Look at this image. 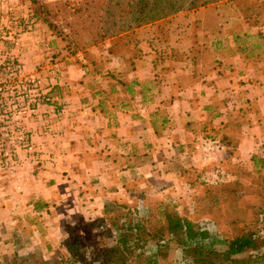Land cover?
Returning a JSON list of instances; mask_svg holds the SVG:
<instances>
[{"label":"crops","instance_id":"crops-1","mask_svg":"<svg viewBox=\"0 0 264 264\" xmlns=\"http://www.w3.org/2000/svg\"><path fill=\"white\" fill-rule=\"evenodd\" d=\"M154 31L144 43L158 42ZM226 37L231 46L211 50V62L176 63L161 83L153 77L163 68L150 44L141 46L128 82L107 80V70L93 72L67 57L48 66L62 112L46 108L49 114L31 121L38 159L21 153L13 182L0 183L1 239L36 238L58 249L74 226L100 219L111 204H183L206 183L228 181L232 165L251 167L264 144V47L249 46L248 35ZM96 56H108L104 67L115 70L107 48ZM202 135L221 140L223 150L198 151L194 141ZM182 208L172 210L183 216Z\"/></svg>","mask_w":264,"mask_h":264},{"label":"rangeland","instance_id":"rangeland-1","mask_svg":"<svg viewBox=\"0 0 264 264\" xmlns=\"http://www.w3.org/2000/svg\"><path fill=\"white\" fill-rule=\"evenodd\" d=\"M37 1L47 4L63 0ZM69 1L75 3L83 0ZM33 8L34 6L30 0H0V22L4 30L9 28L11 31H15L11 29L14 26L21 28V60L25 72H36L45 80L43 86H50L51 81L49 79L53 77L49 75L52 70L48 69V66H54L55 63H60L66 57L71 59L70 62L85 61L86 66L93 72L97 71V68L101 69V72L107 70L109 73L104 76L107 80L113 76L112 80L114 81L128 82L130 80L127 77L128 72H126L127 67H125L124 61L126 57L133 56L130 53L123 52L124 46L116 49L120 50L118 56H113L115 70H120L118 73L115 70L106 69V66L104 67L111 61L108 56H96L98 51L109 47V41L88 48L86 51L79 52L75 57H72L69 55L66 42L54 36L46 25L36 19L33 15ZM31 19L34 22H31ZM261 21L262 24L258 26H250L243 19L233 1L222 0L196 10L181 11L157 21L152 27L155 29L154 34L157 35L158 42L144 43L147 32L152 27H143L135 31L132 39L137 42L136 45H139L141 54L142 45L145 50L149 44L153 50H156L157 53L153 57V62L156 61L158 68H163V71L154 73L153 77L155 81L161 83L162 80L168 78L169 69L176 63L196 65L200 60L204 63L211 62V50L231 46L232 42L230 41L228 44L229 39L224 38V36L236 35L238 38L244 39V35H248L250 37L249 46L260 45V47H264L262 39L258 37L259 34H264V20L261 19ZM241 34H243V37H241ZM130 46V49H133V44ZM235 47H241V43L237 42ZM175 49L183 50L181 56L178 52L177 55L172 54V51L169 52ZM186 50H189L192 58L187 56ZM202 50L203 55L195 57ZM52 55L53 57H51ZM115 57L118 60L119 57H123L124 60L120 59V65H116L117 59ZM137 63L138 60L135 61V64ZM55 72V74L59 73ZM56 79V77L53 78V83L56 82ZM59 92V89L56 90L55 96L59 97ZM262 145L264 146V144ZM257 158L264 162L260 155H257ZM257 169L253 167L252 161L251 167L240 162L232 165L228 170L231 174L228 181L210 183L216 187L214 191L216 194L215 205L206 199L203 188L199 195L192 196L190 200L184 201L183 204L166 202L159 207L172 210L173 206H182L183 217L194 223L204 221V227L212 237H215L216 232L222 235L232 234L233 228L229 223L232 220H238L236 230L259 232L261 240H264V167ZM3 182V180H0V183ZM222 185L225 186L221 187ZM146 205L151 210L158 207L155 201L150 202V204L144 202V208H146ZM64 238L60 240L62 241L60 248L48 249L36 238L31 240L30 238H19L18 235H15V237L6 236L5 239H1L0 234V241L9 242L10 245V247H4L3 243H0V264H102L101 252L114 244L117 233L115 228L109 226V222L101 217L91 222L78 223ZM7 244L5 243V245ZM215 245L220 246L219 243H215ZM68 247L71 248L70 252L67 251ZM150 251H154L152 247L148 250V252ZM257 252L264 254V245H260ZM257 252L254 254H258ZM144 259L145 257H140L136 264H150V262H145ZM151 261L154 264H192V259L186 256L181 249L175 250L172 247L162 249L160 255L153 260L151 259ZM259 264H264V259L259 261Z\"/></svg>","mask_w":264,"mask_h":264},{"label":"trees","instance_id":"trees-1","mask_svg":"<svg viewBox=\"0 0 264 264\" xmlns=\"http://www.w3.org/2000/svg\"><path fill=\"white\" fill-rule=\"evenodd\" d=\"M219 1L222 0H83L75 3L63 0L44 4L30 0L34 6L33 15L54 36L66 42L70 56L75 57L79 52L109 41L107 50L110 55L118 56L120 50L116 49L120 46H124V53L132 54L133 57H126L124 61L128 73L142 56L139 45L132 39L135 31L175 13L196 10ZM231 1L250 26L262 24L264 0ZM258 37L264 44V34ZM131 44L133 49H130ZM251 161L255 169L264 167V162L257 157H252ZM215 189L212 184L204 185V195L214 205ZM144 207V201L139 200L130 206L111 204L104 211L102 217L115 228L117 239L101 252L102 264H136L140 257L154 264L151 259L157 258L162 249L171 247L181 249L192 259V264H259L264 259V254L257 252L260 245H264L259 232L236 230L238 220L229 223L232 234L216 232L212 237L204 227V221L194 223L167 208L151 210L147 205ZM151 247L154 251L148 252ZM67 251L70 252L71 248L68 247Z\"/></svg>","mask_w":264,"mask_h":264},{"label":"built area","instance_id":"built-area-1","mask_svg":"<svg viewBox=\"0 0 264 264\" xmlns=\"http://www.w3.org/2000/svg\"><path fill=\"white\" fill-rule=\"evenodd\" d=\"M7 29L0 22V180L13 182L22 161L21 153L33 161L38 159L31 121L49 114L46 108L54 115L62 110L55 106L58 96L53 93L52 81L50 86H43L45 80L36 72H25L21 60V28ZM194 143L198 151L209 156L224 148L221 140L211 135L198 136ZM258 153L264 159L263 145Z\"/></svg>","mask_w":264,"mask_h":264}]
</instances>
